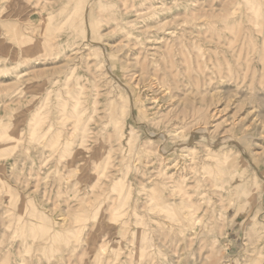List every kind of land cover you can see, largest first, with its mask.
I'll return each instance as SVG.
<instances>
[{
	"label": "rangeland",
	"instance_id": "1",
	"mask_svg": "<svg viewBox=\"0 0 264 264\" xmlns=\"http://www.w3.org/2000/svg\"><path fill=\"white\" fill-rule=\"evenodd\" d=\"M44 2L0 0V264H264V0Z\"/></svg>",
	"mask_w": 264,
	"mask_h": 264
},
{
	"label": "bare ground",
	"instance_id": "2",
	"mask_svg": "<svg viewBox=\"0 0 264 264\" xmlns=\"http://www.w3.org/2000/svg\"><path fill=\"white\" fill-rule=\"evenodd\" d=\"M44 1H45V0H43V2H44ZM51 2H52V1H51ZM224 2H225V1H224ZM230 2H231V1H230ZM37 3H38V2H37ZM44 3H45V2H44ZM227 5H228V4H227ZM219 6H220V5H219ZM220 7H221V6H220ZM229 7H230V6H229ZM221 8H222V7H221ZM212 9H213V8H212ZM234 9H235V8H234ZM255 9H256V8H255ZM212 11H213V10H212ZM144 13H145V12H144ZM198 13H199V12H198ZM211 13L213 14V12H211ZM146 14L148 15V14H150V13H146ZM219 14H220V13H219ZM221 14H222V13H221ZM143 15H145V14H143ZM143 15H142V16H143ZM223 15H224V14H223ZM223 15H222V16H223ZM145 16H146V15H145ZM216 16H217V15H216ZM193 18H194V17H193ZM251 19H252V18H251ZM40 21H41V20H40ZM242 26H243V25H242ZM210 28H211V27H210ZM244 32H245V31H244ZM177 38H178V37H177ZM169 43H170V42H169ZM171 43H172V42H171ZM101 45H102V44H101ZM175 45H176V44H175ZM27 47H28V46H27ZM166 47H167V46H166ZM239 47H240V46H239ZM179 48H180V46H179ZM254 48H255V47H254ZM169 49H170V48H169ZM163 51H164V50H163ZM174 51H175V50H174ZM24 53H25V52H24ZM170 53H171V52H170ZM253 53H254V52H253ZM165 56H166V55H165ZM244 56H245V55H244ZM30 57H31V56H29V58H30ZM86 57H87V56H86ZM194 58H195V57H194ZM167 60H168V59H167ZM237 60H238V59H237ZM167 62H168V61H167ZM169 62H170V61H169ZM88 65H89V64H88ZM225 67H226V66H225ZM167 69H168V68H167ZM227 70H228V69H227ZM167 71H168V70H167ZM88 72H89V71H88ZM171 72H172V71H171ZM171 72H170V73H171ZM190 72H191V71H190ZM226 72H227V71H226ZM168 73H169V72H168ZM170 75H171V74H170ZM185 76H187V75H185ZM208 78H209V77H208ZM161 84H162V83H161ZM165 84H166V83H165ZM166 85H167V84H166ZM166 85L163 84V87H164V86L166 87ZM174 85H175V84H174ZM176 85H177V84H176ZM176 85H175V89H176ZM96 87H97V86H96ZM81 89H82V88H81ZM168 89H169V87H168ZM168 89H167V90H168ZM173 89H174V88H173ZM177 89H179V87H178ZM177 89H176V90H177ZM163 91H164V90H163ZM165 91H166V90H165ZM167 92H169V91H167ZM170 92H171V91H170ZM196 92H197V91H195L194 93H196ZM164 93H165V92H164ZM171 93H172V92H171ZM66 94H67V92H66ZM167 94H168V93H167ZM190 95H191V94H190ZM75 96H76V95H75ZM94 96H95V95H94ZM171 96H172V95H171ZM171 96L169 95V97H171ZM173 97H174V96H173ZM173 97H172V98H173ZM97 102H98V101H97ZM97 105H98V104H97ZM192 109H193V108H192ZM202 109H203V108H202ZM84 110H85V109H84ZM167 111H168V110H167ZM203 111H204V109H203ZM207 111H208V110H207ZM201 112H202V111H201ZM197 113H198V112H197ZM202 113H203V112H202ZM198 115H199V114H198ZM214 115H215V114H214ZM102 116H103V115H102ZM195 116H196V114H195ZM244 116H245V115H244ZM163 117H164V116H163ZM205 117H206V115H205ZM161 118H162V117H161ZM161 118H160V119H161ZM167 118H168V117H167ZM206 118H207V117H206ZM89 119H90V118H89ZM162 119H163V118H162ZM194 119H195V118H194ZM165 120H166V119H164V121H165ZM167 120L170 121L171 119H167ZM204 120H205V119H204ZM157 122H158V124L160 123L159 121H157ZM165 122H166V121H165ZM182 122H183V121H182ZM186 122H187V121H186ZM186 122H185V123H186ZM194 122H195V121H194ZM115 123H116V122H115ZM115 123H114V125H115ZM168 124H169V123H168ZM186 124H187V123H186ZM164 125H165V123H164ZM182 125H183V124H182ZM184 126H185V124H184ZM158 127H159V126H158ZM173 127H175V125H174ZM173 127H171V128H173ZM185 127H186V126H185ZM185 127H184V128H185ZM189 127H191V126H189ZM168 128H170V127H168ZM173 129H174V128H173ZM160 130H161V129H160ZM164 131H165V130H164ZM169 132H170V130H169ZM130 133H132V132H130ZM168 135H169V134H168ZM170 135H171V133H170ZM169 141H170V140H169ZM170 142H171V141H170ZM176 142H177V141H176ZM173 144H174V143H173ZM235 144H236V143H235ZM173 146H174V145H173ZM186 146H187V145H186ZM161 147H162V146H161ZM180 147H184V145H178V146L175 145L174 149H177V148H180ZM158 148H159V147H158ZM162 149H163V148H162ZM172 149H173V148H172ZM207 149H208V148H207ZM223 149H224V148H223ZM159 150H160V149H159ZM178 150H179V149H178ZM180 150H181V149H180ZM180 150H179V151H180ZM176 152H177V151H176ZM217 152H218V151H217ZM220 152H221V150H220ZM168 153H171V152H170V151H165V150H164V151H161L162 156H163V155H167ZM157 154H158V152H157ZM181 155H182V154H181ZM213 155H214V154H213ZM215 155H216V154H215ZM160 156H161V155H160ZM192 156H193V155H192ZM71 157H73V156H71ZM211 157H212V155H211ZM211 157H210V158H211ZM157 158H158V157H157ZM171 158H172V157H171ZM176 158H177V157H176ZM178 158H179V157H178ZM182 158H184V157H182ZM210 158H209V159H210ZM158 159H159V158H158ZM161 159H162V158H161ZM166 159H167V158H166ZM179 159H180V158H179ZM216 159H217V158H216ZM175 160H176V159H175ZM196 160H197V159H196ZM198 160H200V159H198ZM188 161H189V160H188ZM193 161H194V160H193ZM213 161H214V160H213ZM161 162L163 163L164 161L161 160ZM189 162H190V161H189ZM198 162H199V161H198ZM200 162H202V160H201ZM175 163H176V162H175ZM172 164H173V163H172ZM189 164H190V163H189ZM166 165H167V164H166ZM168 166H169V165H167V167H168ZM192 166H193V163H192ZM157 167L159 168V166H157ZM160 167H161V165H160ZM171 167H172V166H171ZM203 167H204V166H203ZM207 167H208V166H207ZM214 167H215V166H214ZM163 168H164V167H163ZM176 169H177V167H176ZM189 169H190V168H189ZM213 169H216V168H213ZM157 170H158V169H157ZM174 170H175V169H174ZM183 170H185V169H183ZM160 171H161V170H160ZM179 171H180V170H179ZM194 171H195V170H194ZM207 171H208V170H207ZM215 171L217 172V171H219V170H215ZM215 171H214V172H215ZM170 172H171V171H170ZM183 172H184V171H183ZM189 172H190V171H189ZM189 172H188V173H189ZM205 172H206V171H205ZM212 172H213V171H212ZM161 173H162V172H161ZM217 173H219V172H217ZM191 174H192V173H191ZM194 174H195V173H194ZM194 174H193V175H194ZM214 174H215V173H214ZM171 175H172V174H171ZM180 175H181V174H180ZM196 175H197V174H196ZM158 176H159V175H158ZM161 176H162V175H161ZM164 176H167V175H164ZM182 176H183V175H182ZM199 176H200V175H199ZM209 176H210V175H209ZM209 176H208V177H209ZM229 176H230V175H229ZM168 177H169V179H172L170 176H168ZM172 177H173V176H172ZM190 177H191V176H190ZM211 177H212V175H211ZM159 178H160V177H159ZM161 178H162V177H161ZM165 178H166V177H165ZM176 178H177V177H176ZM178 178H179V177H178ZM180 178H181V177H180ZM180 178H179V179H180ZM191 178H192V177H191ZM173 179H174V178H173ZM183 179H184V177H183ZM196 179H197V178H196ZM198 179H199V178H198ZM210 179H211V178H210ZM212 179H213V177H212ZM176 180H177V179H176ZM185 180H186V179H185ZM192 180H193V179H192ZM192 180H191V181H192ZM213 180H214V179H213ZM226 180H227V179H226ZM168 181H169V180H168ZM171 181H172V180H171ZM191 181H190V182H191ZM194 181H195V179H194ZM163 182H164V181H163ZM165 182H167V181H165ZM175 182H176V181H175ZM175 182H174V183H175ZM179 182H181V179L179 180ZM183 182H184V181H183ZM185 182H186V181H185ZM211 182H212V181H211ZM211 182H210V183H211ZM231 182H232V181H231ZM172 183H173V182H172ZM172 183H171V184H172ZM212 183H213V182H212ZM212 183H211V185L213 186ZM176 184H177V183H176ZM183 184H184V183H183ZM194 184H195V183H194ZM221 184H222V183H221ZM162 185H163V184H162ZM179 185H181V184H179ZM211 185H210V187H211ZM170 186H171V185H170ZM172 186H174V184H173ZM176 186H177V185H176ZM204 186H205V185H204ZM180 187H181V186H180ZM172 188L175 189V188H177V187H172ZM202 188H203V187H202ZM211 188H212V187H211ZM170 189H171V188H170ZM177 189H178V188H177ZM177 189H175V190H177ZM179 189H182V187L179 188ZM205 189H206V188H205ZM172 190H173V189H172ZM183 191H185V190H183ZM210 191H211V190H210ZM233 191H234V190H233ZM172 192H173V191H172ZM213 192H214V191H213ZM213 192H212V193H213ZM229 192H230V191H229ZM177 193H178V192H177ZM180 193H183V192L180 191ZM175 194H176V193H175ZM186 194L189 195L188 193H186ZM210 194H211V193H210ZM178 195H181V194L178 193ZM182 195H183V194H182ZM182 195H181V196H182ZM211 195H212V194H211ZM214 195H216V194H214ZM183 196H184V195H183ZM183 196H182V197H183ZM191 196H192V195H191ZM212 196H213V195H212ZM217 196H218V195H216V197H217ZM167 197H168V195H167ZM170 197H171V196H170ZM184 197H185V196H184ZM186 198H188V197L186 196ZM191 198H192V197H191ZM191 198H189V199L191 200ZM208 198H209V197H208ZM210 198H211V197H210ZM221 198H224V196L222 197V195H221ZM116 199H117V198H116ZM208 200H209V199H208ZM210 200H211V199H210ZM218 200H219V199H218ZM155 201H156V200H155ZM197 201H198V200H197ZM208 203H209V202H208ZM233 203H234V202H233ZM187 204H188V203H187ZM190 204H191V203H190ZM179 205H180V204H179ZM185 205H186V204H185ZM185 205H184V206H185ZM192 205H193V204H192ZM192 205H191V206H192ZM107 208H108V207H107ZM108 209H109V208H108ZM165 209H166V208H165ZM187 209H188V208H187ZM161 210H162V209H161ZM166 210H167V209H166ZM162 211H163V210H162ZM186 212H187V211H186ZM113 213H114V212H113ZM187 213H188V212H187ZM187 213H186V214H187ZM117 214H118V213H117ZM117 214L115 213L114 216H116ZM119 214H121V213H119ZM119 214H118V215H119ZM184 214H185V213H184ZM188 215H189V213H188ZM112 216H113V215H112ZM74 217H75V216H74ZM90 217H91V216H90ZM92 217H93V216H92ZM117 217H118V216H117ZM61 218H62V217H61ZM63 218L65 219L66 216L63 217ZM75 218L77 219V216H76ZM50 219H51V217H50ZM58 219H59V218H58ZM66 219H67V218H66ZM51 220H52V219H51ZM69 220H70V218H69ZM69 220H68V223H69ZM81 220H84V219H81ZM114 220H115V219H114ZM114 220H113V221H114ZM198 220H199V219H198ZM75 221H76V220H75ZM0 222H1V221H0ZM16 222H17V221H16ZM72 222H73V221H72ZM93 222H94V221H93ZM54 223H56V222H54ZM54 223H53V224H54ZM68 223H67V224H68ZM73 223H74V222H73ZM113 223H115V221H114ZM91 224H93V223H91ZM94 224H95V223H94ZM2 225L5 226L4 224H2ZM18 225H19V224H18ZM23 225H24V224H23ZM60 225H61V223H60ZM110 225H112V224H110ZM15 226H16V225H15ZM64 226H65V225H64ZM64 226H63V227H64ZM67 226H69V225H67ZM92 226H93V225H92ZM92 226H90V227H92ZM114 226H115V225H114ZM5 227H6V226H5ZM65 227H66V226H65ZM70 227H71V226H70ZM70 227H69V228H70ZM86 227H89V226L87 225ZM14 228H15V227H14ZM3 229H4V227H3ZM7 229H8V230H9V229L11 230V228H8V227H7ZM66 229H68V228L66 227ZM91 229H92V228H91ZM4 230H5V229H4ZM110 230H111V229H110ZM11 231H12V230H11ZM11 231H10V232H11ZM13 231H14V230H13ZM13 231H12V232H13ZM60 231H61V230H60ZM68 231H69V229H68ZM70 231H71V230H70ZM77 231H78V230H77ZM12 232H11V233H12ZM19 232H20V230H19ZM58 232H59V231H58ZM2 233H5V232H2ZM52 233H53V232H52ZM98 233H99V232H98ZM14 234H15V233H14ZM20 234H21V233H20ZM56 234H57V233H56ZM61 234H62V233H61ZM63 234H64V233H63ZM63 234H62V235H63ZM70 234L73 235L74 233L70 232ZM82 234H83V232H82ZM85 234H86V233H85ZM85 234H84V235H85ZM89 234H90V233H89ZM9 235H10V234H9ZM12 235H13V233L11 234V236H12ZM66 235H67V234H66ZM66 235L64 234L63 236H66ZM86 235H87V234H86ZM97 235H98V234H97ZM209 235H210V234H209ZM3 236H5V235H3ZM3 236H2V237H3ZM11 236H10V237H11ZM29 236H30V235H29ZM99 236H100V235H99ZM105 236H106V235H105ZM0 237H1V236H0ZM31 237H32V236H31ZM46 237H48V236H46ZM46 237L43 238V239H46ZM97 237H98V236H97ZM50 238H51V236H50ZM57 238H58V237H57ZM102 238H103V237H102ZM102 238H100V239H102ZM215 238H216V237H215ZM11 239H12V238H11ZM77 239H78V238H77ZM77 239H76V240H77ZM84 239H85V238H84ZM103 239H104V238H103ZM2 240H3V239H2ZM32 240H33V239H32ZM0 241H1V240H0ZM22 241L24 242V240H22ZM50 241H51V240H50ZM68 241H69V240H68ZM77 241H81V240H77ZM93 241H94V240H93ZM93 241H92V239L90 240V242H92V243H93ZM1 242H2V241H1ZM23 242H22V244H23ZM37 242H39V241H37ZM37 242H36V243H37ZM40 242H41V241H40ZM81 242H84L83 239H82ZM25 243H26V242H25ZM77 243H78V245H79V242H77ZM84 243H85V242H84ZM216 243H217V242H216ZM263 243H264V242H263ZM9 244H10V243H9ZM9 244H8V245H9ZM29 244H31V243H29ZM81 244H82V243H81ZM26 245H27V244H26ZM34 245L37 246L36 244H34ZM42 245H43V244H42ZM56 245H57V244H56ZM90 245H91V243H90ZM90 245H89V246H90ZM116 245H117V244H116ZM12 246H13V245H12ZM27 246H28V245H27ZM38 246H40V245H38ZM60 246H61V245H60ZM92 246H95V245L92 244ZM17 247H18V245H17ZM23 247H24V246H23ZM54 247H55V246H54ZM115 247H116V246H115ZM212 247H214V245H213ZM15 248H16V247H15ZM18 248H19V247H18ZM18 248H16V249H18ZM40 248H41V247H40ZM57 248H58V247H57ZM59 248H60V247H59ZM116 248H117V247H116ZM23 249H24V248H23ZM25 249H26V247H25ZM63 249H64V247H63ZM5 250H6V249H5ZM27 250H28V248H27ZM27 250H26V251H27ZM60 250H61V249H60ZM2 251H3V250H2ZM2 251H1V252H2ZM16 251H17V250H16ZM19 251H20V250H19ZM24 251H25V250H24ZM26 251H25V253H26ZM28 251H30V250H28ZM28 251H27V252H28ZM64 251H65V250H64ZM34 252H35V251H34ZM48 252H49V251H48ZM62 252H63V251H62ZM16 253L19 254L18 252H16ZM29 253H30V252H29ZM29 253H28V254H29ZM32 253H33V252H32ZM2 254H5V253L3 252ZM11 254H12V253H11ZM23 254H24V252H23ZM36 254H37V253H36ZM5 255H6V254H5ZM37 255L39 256V254H37ZM2 256H3V255H2ZM23 256H24V255H23ZM28 256H29V255H28ZM28 256H27V257H28ZM30 256H31V255H30ZM30 256H29V257H30ZM32 256H33V255H32ZM35 256H36V255L34 254L33 257H35ZM40 256H41V255H40ZM75 256H76V255H75ZM9 257H10V256H9ZM17 257H18V256H17ZM62 257H63V254H62ZM3 258H4V257H3ZM23 258H24V257H23ZM23 258H22V260H23ZM39 258H42V257H39ZM0 259H1V258H0ZM9 259H10V258H9ZM29 259H31V258H29ZM50 259H51V258H50ZM50 259H49V260H50ZM69 259H70V258H69ZM97 259H99V258H97ZM22 260H21V261H22ZM39 260H41V259H39ZM0 261H1V260H0ZM13 261H14V260H13ZM21 261H20V262H21ZM27 261L30 263L29 260H27ZM31 261H32V260H31ZM36 261H37V260H36ZM4 262H5V260H4ZM22 262H23V261H22ZM5 263H6V262H5ZM58 263H59V262H58ZM1 264H2V263H1ZM67 264H68V263H67Z\"/></svg>",
	"mask_w": 264,
	"mask_h": 264
},
{
	"label": "crops",
	"instance_id": "3",
	"mask_svg": "<svg viewBox=\"0 0 264 264\" xmlns=\"http://www.w3.org/2000/svg\"><path fill=\"white\" fill-rule=\"evenodd\" d=\"M235 233V230H232L231 234H234ZM232 241L236 242L238 240V237L234 238V239H231Z\"/></svg>",
	"mask_w": 264,
	"mask_h": 264
}]
</instances>
